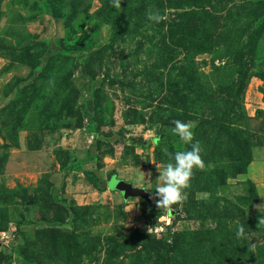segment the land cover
I'll use <instances>...</instances> for the list:
<instances>
[{
	"label": "rangeland",
	"instance_id": "1",
	"mask_svg": "<svg viewBox=\"0 0 264 264\" xmlns=\"http://www.w3.org/2000/svg\"><path fill=\"white\" fill-rule=\"evenodd\" d=\"M0 264H264V0H0Z\"/></svg>",
	"mask_w": 264,
	"mask_h": 264
},
{
	"label": "clouds",
	"instance_id": "2",
	"mask_svg": "<svg viewBox=\"0 0 264 264\" xmlns=\"http://www.w3.org/2000/svg\"><path fill=\"white\" fill-rule=\"evenodd\" d=\"M114 8L120 7L121 0H110ZM147 17L151 21H159L161 17L158 13L148 12ZM171 133L176 135L180 141L189 145L187 149L177 150L169 153L163 149L165 155L169 157L168 162L158 171L160 183L155 186V203L158 208H169L172 204L183 198L182 190L188 186L194 168H203L201 159L202 147L200 141L194 140L193 129L196 126L194 121L174 120ZM150 175V173H149ZM243 229L237 232L239 236Z\"/></svg>",
	"mask_w": 264,
	"mask_h": 264
},
{
	"label": "water",
	"instance_id": "3",
	"mask_svg": "<svg viewBox=\"0 0 264 264\" xmlns=\"http://www.w3.org/2000/svg\"><path fill=\"white\" fill-rule=\"evenodd\" d=\"M108 186L112 189L119 190L124 197L139 196L145 199L149 198L148 192H146L140 187L131 186L130 183L119 178L112 177L109 181Z\"/></svg>",
	"mask_w": 264,
	"mask_h": 264
},
{
	"label": "trees",
	"instance_id": "4",
	"mask_svg": "<svg viewBox=\"0 0 264 264\" xmlns=\"http://www.w3.org/2000/svg\"><path fill=\"white\" fill-rule=\"evenodd\" d=\"M85 178L86 180L89 182V184H91L94 188L100 189L97 186V177L95 176V174L91 173V172H86L85 174ZM109 184V183H108ZM107 184V186H108Z\"/></svg>",
	"mask_w": 264,
	"mask_h": 264
}]
</instances>
